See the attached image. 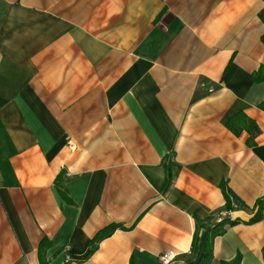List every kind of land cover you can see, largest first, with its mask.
I'll use <instances>...</instances> for the list:
<instances>
[{"label": "crops", "instance_id": "crops-1", "mask_svg": "<svg viewBox=\"0 0 264 264\" xmlns=\"http://www.w3.org/2000/svg\"><path fill=\"white\" fill-rule=\"evenodd\" d=\"M262 0H0V264H264ZM243 113L255 144L226 121ZM63 171L66 204L54 182ZM121 225L84 260L101 229ZM48 240L44 263L38 257ZM68 258L65 263V258Z\"/></svg>", "mask_w": 264, "mask_h": 264}, {"label": "trees", "instance_id": "trees-1", "mask_svg": "<svg viewBox=\"0 0 264 264\" xmlns=\"http://www.w3.org/2000/svg\"><path fill=\"white\" fill-rule=\"evenodd\" d=\"M264 2V0H262ZM259 19L264 24V12L259 14ZM262 38V42L264 43V38ZM226 128L230 131L234 136H240L243 132H246L248 138L246 140V144L248 147H252L255 144V139L259 134V129L254 121L247 118L243 113H237L233 117H231L228 121H226ZM63 171H61L55 179L54 186L59 194V197L68 204L71 205L72 201L67 197V192L64 186L65 178L62 180ZM64 177V176H63ZM219 188L222 192L224 198V211L232 212V211H245L252 212V217L245 222L247 225L255 224L261 221L263 210H264V197L258 199L253 207V210L248 209L242 202L238 199V197L228 188L227 185L221 183ZM219 215V214H218ZM216 215V217H218ZM211 217L204 221H200L198 219L195 220V233L192 239L190 254L193 255L196 252V246L198 242V233L199 230L204 229L205 233L201 242V246L199 252L203 255V259L200 264H212V245L213 241L216 237L222 236L228 227L239 224L241 221L236 220H228L221 219L219 223H216V218ZM116 230H125L121 225L111 224L101 230H99L93 238L89 241L87 254L84 260H87L97 249L98 244L110 237ZM49 247L48 240L43 238L38 247V257L41 263H44V251ZM240 257H235L230 262H220L219 264H240ZM263 261H264V250H263Z\"/></svg>", "mask_w": 264, "mask_h": 264}, {"label": "built area", "instance_id": "built-area-1", "mask_svg": "<svg viewBox=\"0 0 264 264\" xmlns=\"http://www.w3.org/2000/svg\"><path fill=\"white\" fill-rule=\"evenodd\" d=\"M222 215H218V217H216V223H219L222 219ZM177 254L173 251H164L162 252L159 256H158V262L159 264H174L176 258H177ZM68 258H65V263H67Z\"/></svg>", "mask_w": 264, "mask_h": 264}]
</instances>
